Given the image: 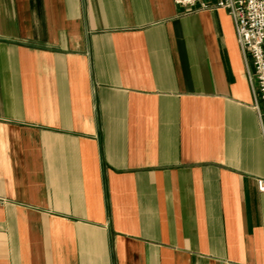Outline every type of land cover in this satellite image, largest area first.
Here are the masks:
<instances>
[{
    "label": "crops",
    "instance_id": "0c3cea01",
    "mask_svg": "<svg viewBox=\"0 0 264 264\" xmlns=\"http://www.w3.org/2000/svg\"><path fill=\"white\" fill-rule=\"evenodd\" d=\"M253 102L224 9L0 0V264H264Z\"/></svg>",
    "mask_w": 264,
    "mask_h": 264
},
{
    "label": "built area",
    "instance_id": "2783aa9c",
    "mask_svg": "<svg viewBox=\"0 0 264 264\" xmlns=\"http://www.w3.org/2000/svg\"><path fill=\"white\" fill-rule=\"evenodd\" d=\"M186 10L221 8L232 17L253 92L264 141V0H173ZM264 193V178L256 179ZM1 200V198H0Z\"/></svg>",
    "mask_w": 264,
    "mask_h": 264
}]
</instances>
